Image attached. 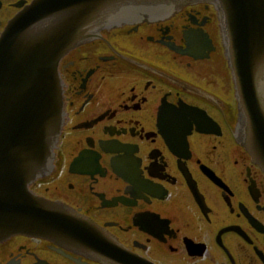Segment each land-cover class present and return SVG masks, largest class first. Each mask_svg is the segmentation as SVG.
I'll list each match as a JSON object with an SVG mask.
<instances>
[{
  "label": "flooded vegetation",
  "instance_id": "obj_1",
  "mask_svg": "<svg viewBox=\"0 0 264 264\" xmlns=\"http://www.w3.org/2000/svg\"><path fill=\"white\" fill-rule=\"evenodd\" d=\"M37 1L0 0V38ZM229 21L251 20L198 1L61 59L64 124L31 189L81 230L15 235L0 264H264V168L237 137L239 94H264V59L240 56Z\"/></svg>",
  "mask_w": 264,
  "mask_h": 264
},
{
  "label": "water",
  "instance_id": "obj_2",
  "mask_svg": "<svg viewBox=\"0 0 264 264\" xmlns=\"http://www.w3.org/2000/svg\"><path fill=\"white\" fill-rule=\"evenodd\" d=\"M198 1L214 2L222 17L250 18L229 21L237 28L232 46L240 56L264 59L257 45H264V0H39L9 23L0 38V243L81 230L76 216L31 189L51 172L64 124L61 59L103 29L162 19ZM241 26L257 30L240 35ZM239 100L237 137L264 168V94L248 84Z\"/></svg>",
  "mask_w": 264,
  "mask_h": 264
}]
</instances>
